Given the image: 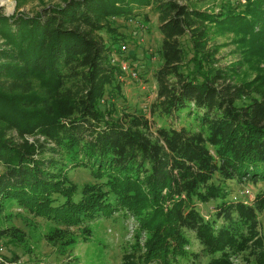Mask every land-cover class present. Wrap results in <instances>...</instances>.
I'll list each match as a JSON object with an SVG mask.
<instances>
[{
    "label": "trees",
    "instance_id": "trees-1",
    "mask_svg": "<svg viewBox=\"0 0 264 264\" xmlns=\"http://www.w3.org/2000/svg\"><path fill=\"white\" fill-rule=\"evenodd\" d=\"M146 6L160 32L152 117L119 112L113 99L112 57L125 36L111 19ZM219 33L242 48V61L216 63ZM262 56L264 0H63L0 12V214L15 205L42 216L54 225L48 239L66 246L73 227L87 237L92 221L124 211L137 225L120 264L197 257L188 232L205 264H264V190L246 200L226 183L264 180V83L250 95L264 71L238 77ZM75 167L93 181L78 186ZM196 200H216L213 217ZM21 234L0 225L1 238Z\"/></svg>",
    "mask_w": 264,
    "mask_h": 264
},
{
    "label": "rangeland",
    "instance_id": "rangeland-1",
    "mask_svg": "<svg viewBox=\"0 0 264 264\" xmlns=\"http://www.w3.org/2000/svg\"><path fill=\"white\" fill-rule=\"evenodd\" d=\"M63 0H0V12L9 15L14 12L32 14L41 7L50 4H61ZM206 5L204 3L202 6ZM135 18L113 17V27L125 37L121 43L126 44L125 49L114 51L113 62L119 66L117 79L119 80L121 95L113 97L118 111L126 106L130 110L138 109L149 112V106L155 99V81L153 71L157 66L160 32L158 30L157 13L149 6L142 9ZM98 34L109 41V34L101 30ZM232 36L219 33L216 40L221 44L217 53L216 63H234L243 60V51L231 39ZM264 58V56H262ZM256 62V61H255ZM254 62V63H255ZM242 65L238 77L250 79L259 78L264 71V60L258 66ZM126 65V67H124ZM128 65V66H127ZM137 76L132 77V71ZM262 71V72H263ZM264 73V72H263ZM264 83V77L256 81V88L250 95H258L257 89ZM107 96V93L105 94ZM118 112V114H119ZM70 178L78 185L93 181L92 174L85 167H75L69 170ZM226 183L232 194L241 195L244 188H249L255 194L257 190H264V180L256 183L246 180L237 181L227 179ZM230 193V194H231ZM216 200L201 202L196 200V206L205 217H213ZM260 229L264 232V210L259 212ZM0 225H12L19 229L21 235L0 237V264H120L122 253L135 241L136 222L134 218L124 211H113L108 215L90 223L91 235L81 236V228L73 227L77 239L65 242L61 246L48 239V233L54 225L42 216L33 215L23 208L15 205L9 206L0 214ZM190 245L188 249L198 253L191 259H180L176 264H205L209 256L201 249V244L188 232ZM144 236L142 237V242ZM241 263V257L235 258V264Z\"/></svg>",
    "mask_w": 264,
    "mask_h": 264
},
{
    "label": "built area",
    "instance_id": "built-area-1",
    "mask_svg": "<svg viewBox=\"0 0 264 264\" xmlns=\"http://www.w3.org/2000/svg\"><path fill=\"white\" fill-rule=\"evenodd\" d=\"M125 48H126V44L125 43H122L121 44V49L123 50ZM124 67H126V65H124ZM130 75L132 77H136L137 76V71L136 70L132 71ZM240 196L243 197V198H245L246 200H250L253 197V193H251V190L246 187V188H244L242 190V193H241Z\"/></svg>",
    "mask_w": 264,
    "mask_h": 264
}]
</instances>
